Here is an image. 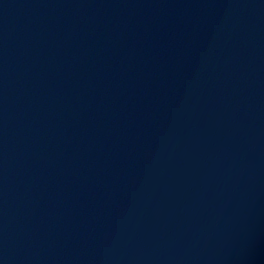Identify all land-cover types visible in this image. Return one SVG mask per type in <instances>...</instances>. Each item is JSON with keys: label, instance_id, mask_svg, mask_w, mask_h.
<instances>
[{"label": "water", "instance_id": "water-1", "mask_svg": "<svg viewBox=\"0 0 264 264\" xmlns=\"http://www.w3.org/2000/svg\"><path fill=\"white\" fill-rule=\"evenodd\" d=\"M0 264H264V0H0Z\"/></svg>", "mask_w": 264, "mask_h": 264}]
</instances>
